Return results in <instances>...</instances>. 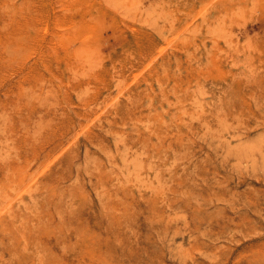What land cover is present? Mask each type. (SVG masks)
<instances>
[{
	"label": "rangeland",
	"instance_id": "374dc122",
	"mask_svg": "<svg viewBox=\"0 0 264 264\" xmlns=\"http://www.w3.org/2000/svg\"><path fill=\"white\" fill-rule=\"evenodd\" d=\"M0 264H264V0H0Z\"/></svg>",
	"mask_w": 264,
	"mask_h": 264
}]
</instances>
